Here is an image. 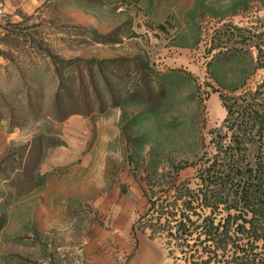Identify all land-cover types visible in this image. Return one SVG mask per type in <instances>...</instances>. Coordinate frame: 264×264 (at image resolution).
Listing matches in <instances>:
<instances>
[{"label": "rangeland", "instance_id": "obj_1", "mask_svg": "<svg viewBox=\"0 0 264 264\" xmlns=\"http://www.w3.org/2000/svg\"><path fill=\"white\" fill-rule=\"evenodd\" d=\"M0 45V264H264V0H2ZM151 196L227 233L154 237Z\"/></svg>", "mask_w": 264, "mask_h": 264}, {"label": "trees", "instance_id": "obj_2", "mask_svg": "<svg viewBox=\"0 0 264 264\" xmlns=\"http://www.w3.org/2000/svg\"><path fill=\"white\" fill-rule=\"evenodd\" d=\"M113 62H115V60H111L109 63H113ZM257 62H258V65H257L258 69L264 70V65H263L264 64V51H262L261 49L258 55ZM72 94H74L73 88L67 89V94L65 98H62L61 94L59 93L57 94L55 98V102H54V106H55L54 113L58 121H64L68 117L72 115H76V114L90 115L92 113L93 106L91 102L85 101L86 110H79L75 108V110H72L67 114H64L65 107L69 105L67 100H73L75 98V96H73ZM147 95L150 96L151 100L148 97L142 96L141 94L139 95V97L144 98L145 100L146 98L149 99L148 101H150L151 104H153L155 107L159 106L163 101L162 99L164 98V92L162 90L154 91L150 89L148 90ZM72 97L74 98L72 99ZM221 98L223 99V101H225V98L223 95L221 96ZM85 100H89V99H85ZM224 105L227 108L228 113L231 114V108L227 107L226 104ZM228 169H229V172H227L226 174L224 173L225 175L222 176L220 175V172L215 170V166L213 164L205 168L202 171V174L205 175L203 179V181L206 183L204 185L205 191L203 189L199 190L196 193V196H194V198L192 199V201L200 200L202 204L204 203L207 207H210L211 205L210 202L212 201V199H214L213 204L215 203V205L221 204L223 201H226L227 194H228V193L226 194V191L230 190V188H228L226 185V181L231 180L233 182V179H235V177H238L237 176L238 169H235L234 167L232 169L228 167ZM256 173H257L256 175L250 176V179L257 178L255 179L257 180V182L247 181V182H244L243 184L240 183L238 185L237 190H236L238 191L237 192L239 195L238 198L245 199L253 195H256V197L258 196L264 197V168L256 170ZM251 174H253V172ZM216 179L221 180L220 188H213L211 184L213 183V180H216ZM176 190L179 191L180 188H177ZM184 196L186 195H182V193L180 194V197H184ZM153 198L154 196L150 197V200H149L150 207L148 211L146 212V214L141 217V219H145V221L149 222L151 225L160 224L163 227L162 229L159 228L157 232L155 230L153 231L152 235H154V237H157V235L166 234L167 236L171 237L174 240H181V239H184L185 237L187 238L192 237L194 232L196 233L199 229H202V231H205V235L210 238L213 237V235H215L212 241L213 242L216 241L218 243V241L221 239L220 237H222L224 233H227L224 230L221 234H219L218 233L219 224L217 225V228H216L214 221L210 216L204 217L203 220L200 221V219L202 218V215L195 213L194 215H196L198 219L193 220L192 215L189 213L187 214L185 211L178 213L177 211L178 201L172 204L170 202H167L166 199L162 200L160 198H157L156 200H154ZM186 202L187 201H185V203ZM189 203H192V202H189ZM157 204H158V208H156ZM188 205L189 204L187 203L185 207H188ZM3 225H4V221H3L2 216H0V230L2 229ZM207 242H210L209 238L204 240V243H207ZM187 247H191V246L187 245ZM192 251H193V248L190 249V252ZM190 255L191 256L189 260H191V258H194L195 256L193 253ZM206 263L207 262H201V264H206ZM190 264H196V263L191 262Z\"/></svg>", "mask_w": 264, "mask_h": 264}, {"label": "crops", "instance_id": "obj_3", "mask_svg": "<svg viewBox=\"0 0 264 264\" xmlns=\"http://www.w3.org/2000/svg\"><path fill=\"white\" fill-rule=\"evenodd\" d=\"M1 37H2V0H0V38ZM0 46H2V45H0Z\"/></svg>", "mask_w": 264, "mask_h": 264}]
</instances>
